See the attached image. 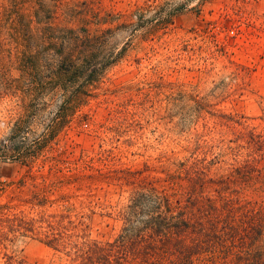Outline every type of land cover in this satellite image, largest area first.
I'll return each mask as SVG.
<instances>
[{"label": "rangeland", "instance_id": "374dc122", "mask_svg": "<svg viewBox=\"0 0 264 264\" xmlns=\"http://www.w3.org/2000/svg\"><path fill=\"white\" fill-rule=\"evenodd\" d=\"M189 95L264 134V0H0V264H70L48 216L115 239L127 170L233 163Z\"/></svg>", "mask_w": 264, "mask_h": 264}, {"label": "trees", "instance_id": "16d2710c", "mask_svg": "<svg viewBox=\"0 0 264 264\" xmlns=\"http://www.w3.org/2000/svg\"><path fill=\"white\" fill-rule=\"evenodd\" d=\"M186 98L197 118L209 113L229 129L243 126L231 141L237 145L227 148L233 163L215 156L178 161L156 174L148 166L127 170L135 191L118 212L125 223L115 239H91L84 222L63 225L68 217L57 222L48 216L47 230L40 232L46 245L61 246L70 264H264V134L237 117L212 112L213 105L199 97ZM216 165L224 167L213 174ZM11 222L36 231L33 219L16 216Z\"/></svg>", "mask_w": 264, "mask_h": 264}]
</instances>
